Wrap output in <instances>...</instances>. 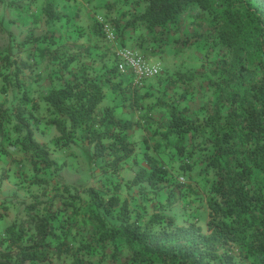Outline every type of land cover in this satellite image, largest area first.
<instances>
[{"label": "trees", "instance_id": "obj_1", "mask_svg": "<svg viewBox=\"0 0 264 264\" xmlns=\"http://www.w3.org/2000/svg\"><path fill=\"white\" fill-rule=\"evenodd\" d=\"M56 1L42 6L47 33L21 43L30 46L25 60H11L0 50V83L21 93L10 112L0 106V154L9 159L22 154L19 162L34 177L62 168L51 153L82 144L90 158L102 161L101 188L88 187L84 195L71 193L65 184L44 189L46 198L26 207L24 221L0 230V264L43 263L54 255L70 259L68 264H264V0H135L143 10L125 24L138 22L162 43L180 30L179 20L189 11L194 18L199 11L207 14V34L195 33L182 44L184 49L203 38L206 45L204 80L211 95L202 116H186L168 97L159 103L169 117L159 138L174 149L170 156L178 161L177 170L196 169L209 183L204 228L176 224L165 214L182 194L179 185L172 186L165 203H150V194L160 195L171 178L161 152L145 151L146 167L129 181L122 179L121 163L132 154L127 131L135 123L116 117L113 106L99 108L104 83L116 96L121 90L116 57L113 53L109 69L98 71L89 47L59 45L53 29L61 20ZM34 63L49 69L43 92L19 79L24 70L35 73ZM7 66L11 72L3 70ZM143 85L129 93L138 96ZM121 95L129 96L125 90ZM40 124L57 132L48 147L34 138ZM148 141L147 149L160 148L161 143ZM7 177L0 175V182ZM85 228L90 232L83 233Z\"/></svg>", "mask_w": 264, "mask_h": 264}, {"label": "rangeland", "instance_id": "obj_2", "mask_svg": "<svg viewBox=\"0 0 264 264\" xmlns=\"http://www.w3.org/2000/svg\"><path fill=\"white\" fill-rule=\"evenodd\" d=\"M44 1L0 0V50L8 54L11 60H25L30 46L24 47L21 43L42 37L47 33L48 27L45 24V16L42 14ZM56 3V12L61 17L53 28L58 44L70 46L75 44L80 48L89 47L92 53V58L89 60L95 62L94 67L98 71L104 68L109 69L114 62V45L102 37L98 17H102L112 26L115 40L119 45L132 48L144 55L151 64L159 67V74L143 83L142 91L138 93V96L129 93L135 87L129 78L130 74L115 71L121 81V90L116 96L112 93L110 85L104 83L105 97L99 108L113 106L116 117H122L124 120L135 123V126L127 131L132 154L121 163L119 173L122 179L129 181L138 170L146 167L143 157L145 151L151 155L161 152L159 158L162 159V165L171 174V178L164 188L158 190L157 194L160 195L153 197L155 192L150 194L152 196L150 203L152 205L165 203L167 193L172 186L179 185L182 187V194L175 196V202L164 211L165 214L174 217L176 224L185 225L195 222L204 228L207 220L205 198L209 183L197 174L196 169L185 174L177 170L178 161L170 156L174 149L165 146V142L160 141L159 138L169 119L167 111L159 103L168 97L184 111L186 116L192 119L202 116V106L207 104L211 95L204 80L203 65L208 64L205 60L206 45L202 42L203 38L184 49L182 44L195 33L203 36L207 34L205 17L207 14L199 11L200 16L194 18V10L189 11L179 20L180 30L175 34L168 33L161 43L148 35L144 26L139 25L138 22H133L129 26L125 25L132 22L143 10L144 6L136 3L135 0H57ZM20 6L26 11H23ZM33 18L36 19L35 22ZM37 46L44 47L42 43ZM3 70L11 72V66L4 67ZM48 70L44 63H34L32 71L35 73L24 70L19 75V79L27 82L30 89L43 92L41 89L48 88L49 84L46 79ZM181 75L184 80L178 81ZM122 90H125L127 95L129 94L126 96L128 98H122ZM19 91L13 90L12 86H3L0 83V106L4 111L10 112V109L17 104V98L21 94ZM181 95L185 97L182 98ZM44 111L45 108L42 106L40 112ZM40 128L34 131V138L48 147L52 139L57 136V132L52 127H42V124ZM145 139L149 140L150 146L157 142L161 143L160 148L154 152L147 149ZM0 157H2L0 158V173L2 174L0 175H8L0 182V215H5L11 223L15 220L24 221L27 217L26 207L34 201L44 200L46 196L43 193L48 192L56 184H65L71 193L78 191L79 195H84L88 187L101 188L99 165L102 161L90 158L82 144H72L65 149L51 153L50 157L62 164V168L32 174L34 177L27 174L30 172L27 165L19 162L22 160V154H15L13 159L3 154H0ZM23 177H31V179L23 181ZM111 177L113 178V174H110ZM33 178L35 182H31ZM43 179L49 182L47 186L42 187V184L36 182ZM152 209L153 206L147 208V215ZM7 224H10V221ZM82 232L88 233L90 230L85 228ZM15 252L17 250H14ZM126 254H128L127 251L124 252V255ZM69 260L63 256L54 255L46 262L33 264H68Z\"/></svg>", "mask_w": 264, "mask_h": 264}, {"label": "built area", "instance_id": "obj_3", "mask_svg": "<svg viewBox=\"0 0 264 264\" xmlns=\"http://www.w3.org/2000/svg\"><path fill=\"white\" fill-rule=\"evenodd\" d=\"M101 30L107 41L114 45V55L119 72H128L134 86H141L147 79H152L159 74V67L151 64L144 55L138 53L128 46L119 45L115 40V33L111 25L98 17Z\"/></svg>", "mask_w": 264, "mask_h": 264}, {"label": "crops", "instance_id": "obj_4", "mask_svg": "<svg viewBox=\"0 0 264 264\" xmlns=\"http://www.w3.org/2000/svg\"><path fill=\"white\" fill-rule=\"evenodd\" d=\"M9 221H10V224H11V220L9 218H5V215H3V214L0 215V230L2 228H4L5 226H8L9 224H7V222H9ZM25 264H32V263L27 262Z\"/></svg>", "mask_w": 264, "mask_h": 264}]
</instances>
